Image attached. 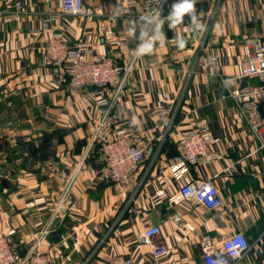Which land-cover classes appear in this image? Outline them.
Instances as JSON below:
<instances>
[{"label":"crops","instance_id":"obj_1","mask_svg":"<svg viewBox=\"0 0 264 264\" xmlns=\"http://www.w3.org/2000/svg\"><path fill=\"white\" fill-rule=\"evenodd\" d=\"M17 1L0 0V12ZM174 3L169 1L167 16ZM86 4L101 14L46 24L49 14L62 11L61 0H26L20 21L5 23L0 15V234L14 236L27 252L62 204L55 231L42 244L57 264H105L109 256L149 264L145 232L154 225L161 228L155 242L169 249L160 264H204V239L219 246L237 231L251 244L245 264H264V148L236 104L220 100L229 89L259 83L237 77L244 40L264 35V0H196L201 30L185 24L188 16L175 27L168 22L164 45L157 41L151 53L136 59L116 112L136 131L159 125L164 139L153 144L132 188L123 192L98 176L101 147L90 146L95 101L105 92L58 83L39 48L62 33L71 44L85 41L94 54L125 67L147 23L139 17L113 20L117 0ZM132 25L136 32L129 37ZM200 120L209 122L220 158L179 180L170 167L179 157L178 141ZM209 179L223 208L210 213L192 202L171 201L183 184Z\"/></svg>","mask_w":264,"mask_h":264},{"label":"built area","instance_id":"obj_2","mask_svg":"<svg viewBox=\"0 0 264 264\" xmlns=\"http://www.w3.org/2000/svg\"><path fill=\"white\" fill-rule=\"evenodd\" d=\"M25 1L18 0L13 8L0 12L5 23L20 21L26 10ZM169 1L117 0V8L121 14L111 17L113 20L128 17L141 19L159 14V18L164 20L163 29L168 24L165 12ZM61 4L62 11L49 14L46 24L64 17L91 19L101 14L99 7L95 9L88 6L86 0H61ZM136 9H139L138 14L134 12ZM185 21L189 26L190 21ZM154 27V23H147V38L154 34ZM244 48V64L237 79H257L259 83L237 90L229 89L220 100L231 99L236 104L249 131L264 148V115L261 111L264 107V35H249L244 40ZM39 52L45 63L53 69L58 83L64 81L76 89L96 88L105 92L95 101L97 115L93 121L94 130L90 137V146L99 144L101 147L103 165L97 172L98 176L103 181L116 185L122 192L129 191L141 165L148 157V151L155 142L164 139L159 125L136 131L116 112L128 75L138 57L135 56L129 65L123 67L117 64L113 57L94 54L92 45L86 44L85 41L71 44L62 33L53 34L39 48ZM215 143L216 139L207 120H200L185 131L178 141L179 157L170 166L176 178L182 180L191 168L207 167L218 161L220 155L213 149ZM171 201L192 202L210 213L225 205L212 179L183 184L178 197ZM60 205L51 222L34 234V243L23 257L19 255L21 247L15 237L0 234V264H57L53 254L42 249V244L55 231V221L60 217L62 210ZM160 235L161 228L157 225L149 227L145 232V237L152 247V261L149 264H160L161 259L169 254L166 246L155 242ZM250 249L251 244L241 231L223 240L219 246L213 243L211 237H206L203 241L204 264H245ZM105 264H135V260H121L109 256Z\"/></svg>","mask_w":264,"mask_h":264},{"label":"clouds","instance_id":"obj_3","mask_svg":"<svg viewBox=\"0 0 264 264\" xmlns=\"http://www.w3.org/2000/svg\"><path fill=\"white\" fill-rule=\"evenodd\" d=\"M196 0H176V3L173 4L172 9L169 13V15L166 17L167 21L169 22L170 27H175L177 24L184 22V17L188 16L190 18L189 26L194 30L198 31L202 29V25L199 23L198 17L196 15ZM117 15H120L121 13L118 11L116 13ZM145 23H154V34L150 37H148V33L145 30L144 27L140 30V40L145 41L144 43L138 45V47L135 50V54L137 57L143 56L146 53H151L153 51L155 43L158 41L161 46L164 45L165 37L164 33L162 32V25L164 23V20L159 18V14L156 16H151L149 18L148 16L141 18ZM136 32V26L132 25L128 29V35L129 37H134ZM147 38V39H146ZM180 47L184 46V41L180 40L178 41Z\"/></svg>","mask_w":264,"mask_h":264},{"label":"trees","instance_id":"obj_4","mask_svg":"<svg viewBox=\"0 0 264 264\" xmlns=\"http://www.w3.org/2000/svg\"><path fill=\"white\" fill-rule=\"evenodd\" d=\"M96 89V88H95ZM261 111H262V108H261ZM27 252L25 251L24 253L22 252V251H20L19 252V255L21 256V257H23V256H25V254H26Z\"/></svg>","mask_w":264,"mask_h":264}]
</instances>
